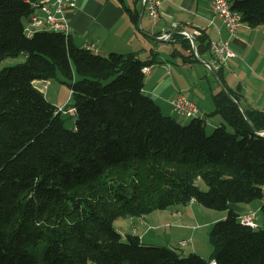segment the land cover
<instances>
[{"label":"trees","instance_id":"obj_1","mask_svg":"<svg viewBox=\"0 0 264 264\" xmlns=\"http://www.w3.org/2000/svg\"><path fill=\"white\" fill-rule=\"evenodd\" d=\"M230 3L243 24L264 25V0ZM33 11L24 0H0V62L26 56L0 70V264H264V228L231 208L264 199V113L227 89L255 131L222 88L209 115L220 126L208 134L199 116L184 125L144 92L151 61L102 56L60 31L29 36ZM127 12L139 28L141 10ZM172 36L190 51L179 53L185 63L200 60L188 37ZM195 39L200 57L210 52L205 32ZM59 73L71 87L74 129L36 85ZM191 202L227 211L213 225L209 259L123 238L114 226Z\"/></svg>","mask_w":264,"mask_h":264},{"label":"crops","instance_id":"obj_2","mask_svg":"<svg viewBox=\"0 0 264 264\" xmlns=\"http://www.w3.org/2000/svg\"><path fill=\"white\" fill-rule=\"evenodd\" d=\"M135 7L141 10L143 1L141 0L136 5L134 0H78L77 7L67 13L70 35L80 47H84L86 43L96 42L98 47L96 53L102 56H107L112 52H134L141 61H151V69L146 73L145 77L144 92L154 98L163 111L171 112L170 116H172V113L176 114L172 101L177 96L183 95L191 100L190 94L186 93L190 88L185 85L178 92L177 88H173V86L169 88L163 87L168 83V78L170 77L175 78H173L172 84L182 85L179 81L183 75L182 73L187 68L180 66V70L175 69V64L165 54L158 58L157 56L163 51V48L159 47L158 43L170 42L171 44H180L183 47L180 40L176 41L171 38L173 33L182 34L181 31L194 33L196 30L205 32L210 40L229 39L230 47L236 56L230 58L226 64L220 65L217 63L211 52L204 54L201 59L215 74L217 71H221L225 82V84H222L228 90L241 91L245 107L255 108L264 113V25L253 28L243 24L237 34L231 36L223 19L212 11L210 0H161L158 17H152L148 8L145 7L141 22L142 29H140L134 25L127 12V8L134 9ZM174 24L178 26L175 27ZM147 33L158 37L169 34L171 37L169 40L157 41ZM183 35L186 36L185 34ZM177 51L176 53L178 54L175 56H181L179 53H190L189 50L185 52ZM183 63L185 66L191 64ZM222 88L223 86L221 85L218 90L220 91ZM191 101L196 104L200 113L204 111L206 114L214 111L210 105L206 106L208 109L204 108L202 110L193 98ZM200 113L198 116L202 118ZM216 121L215 123L218 126L224 122L222 118L216 119ZM196 204L197 202H191L187 206L190 209L175 210L180 212V215L175 214L177 216L175 220L176 226L179 228L189 226L183 218L186 212L196 213ZM231 208L238 214L255 211L258 225L264 228L263 199L255 200L250 204H232ZM163 214L162 217H165L166 213ZM222 217H225V215ZM128 220L131 224L135 223L134 225L132 224L134 234L139 235V231L143 229L139 235L142 240L153 230V227L159 225H149L145 216L129 218ZM194 236L195 233H191L189 239H193ZM183 240H179L178 245ZM191 241L193 243V240ZM199 255L205 258L203 254Z\"/></svg>","mask_w":264,"mask_h":264},{"label":"rangeland","instance_id":"obj_3","mask_svg":"<svg viewBox=\"0 0 264 264\" xmlns=\"http://www.w3.org/2000/svg\"><path fill=\"white\" fill-rule=\"evenodd\" d=\"M158 45L159 47L163 48L162 53L157 56L158 58H161V55L165 54L175 64V69L180 70V66L187 68V70L182 73L183 75L179 81V83L182 85L172 84L174 77H170L168 78V83H166L163 88H169L170 86H173V88H177L178 92H180L182 90L181 88L185 87V85H188L190 89L189 91L185 92L190 94L189 96L191 97V100L193 98V100L199 104L202 110L207 108V105H210L212 110H214L215 105L213 101V93L216 94L219 92V86L221 87L222 85V81L216 76L215 72L210 67H207L202 60L191 62V64H187L185 66L181 56L173 55L175 49L184 52L186 51L180 44L159 42ZM25 60L26 56L24 54L16 58L5 59L0 62V70L5 67L15 66L17 64L23 63ZM38 85L45 94L48 101L61 109L66 128L74 129L76 126V113L74 109H71L74 105L71 87L67 82L64 81V78L61 76V74L59 73L57 78L51 79L49 81H40ZM156 99L159 100L158 98ZM163 112L166 115L171 114V112L166 110ZM210 112L205 114L204 111H202L200 113L202 119L206 120L208 134H211L212 131L218 127V124L215 123L217 122L216 119H221L219 115L217 117H210ZM172 116L176 117L178 121L184 125L188 124L192 120L191 118L182 117L174 113H172ZM189 204L170 207L166 210H159L153 212L152 214L146 215L145 217L149 225H159L152 228L153 230H151L142 240L143 243L152 246L168 247L178 251L182 256L185 257L196 252L203 254L206 259H209L212 256L214 249L213 243L211 241V231L213 225L216 221L223 220V218L225 219L227 217V211L206 208L197 203V206H195L197 207V209H195L196 213L186 212V215L183 218V220L189 226L179 228L176 226L175 220L177 219V216L175 214L180 215V212L175 210L182 208L190 209L187 207ZM163 213H166L165 217H162V215H164ZM223 215H225V217H222ZM128 219L129 218H119L114 224V226L122 234L123 238H125L129 233H134V227L132 226L135 223L133 222L132 225ZM213 220H215L214 223H212ZM142 231L143 229L139 231V235L142 233ZM191 233H195L193 239H189ZM182 239L188 241V244L185 246H180V244L178 245V241ZM191 240H193V243Z\"/></svg>","mask_w":264,"mask_h":264},{"label":"built area","instance_id":"obj_4","mask_svg":"<svg viewBox=\"0 0 264 264\" xmlns=\"http://www.w3.org/2000/svg\"><path fill=\"white\" fill-rule=\"evenodd\" d=\"M142 1L148 8L150 15L152 17H158L161 0ZM29 4L34 11L25 27L27 33H32L33 35L38 31H60L66 35L70 34V24L67 20V13L69 10L72 11L77 7L78 0H29ZM227 6H229L228 0H210L212 11L223 19L230 35L234 36L239 30L238 22H242V19L237 18V22H230L227 18ZM174 26L177 27L178 25L174 24ZM191 35L194 37L199 36L201 35V31L196 30L194 33H191ZM162 37L165 40H169L171 35L165 34ZM186 37L191 40L188 35H186ZM85 45L88 46L89 51H98L96 42L86 43ZM210 52L220 65L226 64L230 58L236 56L230 47V40L224 38L211 40ZM150 69L151 66H147L144 68V72L148 73ZM38 83L39 82H37L36 85L39 87ZM172 106L175 113L182 117L193 118L200 113L196 104L183 95L177 96L172 101ZM240 221L252 228L259 227L255 211L240 214ZM187 244L188 241L186 240L180 242V246H185ZM210 264H217V262L212 260Z\"/></svg>","mask_w":264,"mask_h":264},{"label":"water","instance_id":"obj_5","mask_svg":"<svg viewBox=\"0 0 264 264\" xmlns=\"http://www.w3.org/2000/svg\"><path fill=\"white\" fill-rule=\"evenodd\" d=\"M145 7H146V5L143 3V7H142V9H141V15H140V19H139V28H140V29H142V27H141V22H142V17H143V14H144ZM184 32H185L186 35H188V36L191 38L192 46H193V50H194L196 56H197L200 60H202L201 57H200V53H199V51H198L197 42H196L195 37L192 36L191 33H189V32L181 31L182 34H184ZM147 34H148V33H147ZM148 35H149L150 37H152L153 39L157 40V41H158V40H160V41L165 40L163 37H158V36H154V35H150V34H148ZM216 76H217V73H216ZM222 86H223V89L226 90L227 94H228V95L234 100V102L237 103V104L240 106V108H241L243 114L245 115L246 119L251 123V121H250L249 117L247 116V113H246V111H245L243 105H242L240 102H238V101L232 96V94L227 90V88H226L223 84H222ZM251 126L254 128V126L252 125V123H251ZM254 129H255V128H254ZM255 131H256V129H255ZM258 133H259L260 135H264V132H258Z\"/></svg>","mask_w":264,"mask_h":264},{"label":"bare ground","instance_id":"obj_6","mask_svg":"<svg viewBox=\"0 0 264 264\" xmlns=\"http://www.w3.org/2000/svg\"><path fill=\"white\" fill-rule=\"evenodd\" d=\"M25 2L29 3V0H24ZM228 4L229 6H227V18L230 22H237V18L238 19H242L240 13L234 11L232 9V6H231V3H230V0H228ZM243 25V22H238V29L240 27H242ZM29 36H32V33H27ZM84 48L88 50V46L84 45ZM92 52H97V51H92ZM198 115H195L194 117H197Z\"/></svg>","mask_w":264,"mask_h":264}]
</instances>
